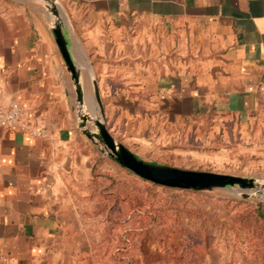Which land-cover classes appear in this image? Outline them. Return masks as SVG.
<instances>
[{"label": "crops", "instance_id": "obj_1", "mask_svg": "<svg viewBox=\"0 0 264 264\" xmlns=\"http://www.w3.org/2000/svg\"><path fill=\"white\" fill-rule=\"evenodd\" d=\"M64 2L85 106L93 99L83 79L93 77L116 141L132 151L148 132L181 129L207 144L211 162L264 173V0ZM11 103L26 127L0 129V264H80L91 250L81 249L78 200L98 189V161L102 174L121 166L82 133L48 21L0 5V104Z\"/></svg>", "mask_w": 264, "mask_h": 264}, {"label": "rangeland", "instance_id": "obj_2", "mask_svg": "<svg viewBox=\"0 0 264 264\" xmlns=\"http://www.w3.org/2000/svg\"><path fill=\"white\" fill-rule=\"evenodd\" d=\"M0 5L25 7L50 26L55 16L49 6H53L62 12L63 22L71 30L64 0H0ZM135 43L130 46L132 51H136ZM111 48L104 46L109 52ZM87 65L92 76L88 61ZM90 79L83 80L89 98L96 104ZM197 136L193 134L192 140H185L181 129L175 137L166 129L162 137L148 132L134 139V146L130 145L139 158L150 163L241 174L238 167L215 163V158L211 162L203 156L208 153L207 144ZM159 137L160 141L155 139ZM247 175L264 183L260 170ZM93 180L98 189L78 200L81 249L91 250L82 254L80 264H257L250 238L245 229L237 228L236 222L247 216L257 202L264 201L259 192L243 198L221 188L167 187L123 167L111 177L98 175ZM110 183L111 188L105 189ZM119 194L120 199L116 200Z\"/></svg>", "mask_w": 264, "mask_h": 264}, {"label": "water", "instance_id": "obj_3", "mask_svg": "<svg viewBox=\"0 0 264 264\" xmlns=\"http://www.w3.org/2000/svg\"><path fill=\"white\" fill-rule=\"evenodd\" d=\"M48 1L53 2V0ZM49 8L55 16L51 30L64 63L73 79L76 100L80 105L79 112L81 113H78L80 119L79 126L82 128V133L89 139L94 140L100 146V150L109 159L137 176L158 185L191 190L221 188L228 190L232 195H238L243 198L259 192L260 197L264 198V183L252 177L207 170L183 169L175 166L150 163L139 158L124 145L116 141L105 126L104 111L97 82L94 78H92L91 83L96 104L93 101L90 106H87L88 109L86 108L84 110V107H86L84 106L86 105L84 92L78 67L73 61L69 50L63 14L53 6H49ZM93 107L98 112L97 117H91L89 115ZM87 121L94 126V131L86 128Z\"/></svg>", "mask_w": 264, "mask_h": 264}, {"label": "trees", "instance_id": "obj_4", "mask_svg": "<svg viewBox=\"0 0 264 264\" xmlns=\"http://www.w3.org/2000/svg\"><path fill=\"white\" fill-rule=\"evenodd\" d=\"M99 164L100 161H98L94 167L93 179H96L98 175L111 177V175L107 176V174H102L99 171ZM111 185L112 184L110 183L109 187H105V189L111 188ZM117 199H120V194L116 197V200ZM236 224L239 226L237 228L245 229L248 234V237L250 238L249 242L252 243L257 264H264V201L257 202L248 212L247 216L238 219Z\"/></svg>", "mask_w": 264, "mask_h": 264}, {"label": "built area", "instance_id": "obj_5", "mask_svg": "<svg viewBox=\"0 0 264 264\" xmlns=\"http://www.w3.org/2000/svg\"><path fill=\"white\" fill-rule=\"evenodd\" d=\"M25 117L22 107L18 103H11L8 106L0 104V129H8L12 131L25 129ZM33 135H42L40 129L31 130Z\"/></svg>", "mask_w": 264, "mask_h": 264}]
</instances>
